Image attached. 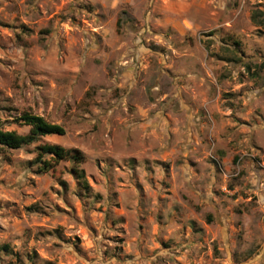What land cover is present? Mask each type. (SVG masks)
Segmentation results:
<instances>
[{"label":"rangeland","instance_id":"1","mask_svg":"<svg viewBox=\"0 0 264 264\" xmlns=\"http://www.w3.org/2000/svg\"><path fill=\"white\" fill-rule=\"evenodd\" d=\"M256 10L0 0V120L61 126L41 143L80 151L88 185L69 162L40 172L38 144L0 148V264H264Z\"/></svg>","mask_w":264,"mask_h":264},{"label":"trees","instance_id":"2","mask_svg":"<svg viewBox=\"0 0 264 264\" xmlns=\"http://www.w3.org/2000/svg\"><path fill=\"white\" fill-rule=\"evenodd\" d=\"M251 21L257 28H264V11H254L251 15ZM231 45L234 47L235 52H240L238 41H233ZM232 51V54L240 60V57ZM245 67L249 70V64ZM259 69H264V62H262ZM255 77L258 76L256 72ZM13 124L19 127L28 128L26 134H19L14 130H6L5 123L0 120V148L8 150H20L26 147L36 145V156L33 159V164H36L40 172H47L52 170L61 162H69L71 166V172L82 185L87 189V181L84 171L79 168V165L83 161V155L76 149H66L60 145L41 143L42 138L48 136H62L64 135V129L56 124L47 122L43 117L34 115L28 112H23L13 121ZM4 251H7V246L3 247Z\"/></svg>","mask_w":264,"mask_h":264}]
</instances>
